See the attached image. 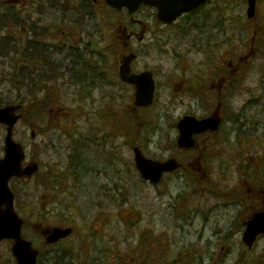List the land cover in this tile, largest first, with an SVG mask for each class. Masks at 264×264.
Masks as SVG:
<instances>
[{
  "label": "flooded vegetation",
  "instance_id": "1",
  "mask_svg": "<svg viewBox=\"0 0 264 264\" xmlns=\"http://www.w3.org/2000/svg\"><path fill=\"white\" fill-rule=\"evenodd\" d=\"M70 1L72 3L69 4ZM151 1L156 6L144 3L137 14L133 15L129 9L116 10L109 7L106 0H44L45 14L49 16V27L52 29L50 38L53 42L50 46L53 58L50 60V68L52 90L55 94L57 92L55 97L59 104L57 112H68L64 104H72L71 107L74 105L76 109L88 111L92 117L95 113L94 118L98 116L100 122L98 136H94L89 129L90 139L87 144L79 142L76 136L67 140L65 145L57 147L59 157L62 158L61 152L67 156L68 168L63 174L72 171V163L77 167L76 173L114 169L110 160L113 143L110 119H107L108 98L124 86L134 90L131 85L122 83L119 76L121 62L128 54L135 53L137 60L132 64V73L138 75L145 71L136 67L139 58L144 55L150 59L155 53L161 55L168 52L167 46L171 39L179 42L178 50L182 54L189 56L206 53L202 61L178 59L181 63L177 70L178 88L175 93L180 96L182 118H213L219 121L218 130L209 127V131H202L195 136L194 151L198 152V158L190 150L180 154L185 160L178 161L188 168L191 166L189 162L208 161L206 156L210 150L231 146L243 150V146H248L251 152V146L256 145V132L264 127V83L258 37V30L263 26L258 24L259 16L256 12L253 19L245 15L247 0ZM192 4L197 7H192ZM181 7L191 9H185L180 16L173 18ZM1 9L0 30L4 32L5 49L0 55V108L21 105L18 114L22 116L25 134L30 136L29 101H38L42 92L36 2L3 0ZM163 9L168 11V17L173 16L171 23L165 22ZM232 32H243L244 36L248 32L253 34L249 43L238 41L240 50H235L233 55L230 46L233 38H228ZM216 36H224L228 41L224 46L228 50L222 58H217L219 49L215 47ZM144 41L146 45L142 46ZM173 83L175 85L174 81H168L170 93ZM12 96L16 97L14 103H8ZM260 105L262 109L257 110ZM53 109L56 110L55 107ZM94 118L88 120L89 124L93 123ZM117 121L120 122V118ZM125 125L122 123L117 129L119 139L123 137L120 148H127L128 144ZM100 156L104 159L102 162L99 161ZM243 157L246 155L238 156ZM198 178L203 181L200 188L202 194L209 193L212 180L210 182L208 176L201 173ZM24 182L30 183V180H14L11 185L14 187ZM244 182L246 185L233 188L232 192H222L215 188L216 193L241 204L244 215L242 224L262 209L259 188L250 185L247 180ZM45 202L41 208L46 207V215L49 217L51 201L46 198ZM23 209L25 204L17 203L19 214ZM31 215L33 235L38 239L36 244L33 242L34 246L39 249L40 256H45L49 261L57 255V246L46 244L44 239L46 227L50 226L39 220L44 215H40L38 210L31 212ZM27 229L28 225L25 226ZM12 245L10 240L0 243V264H16ZM71 252L65 256H77Z\"/></svg>",
  "mask_w": 264,
  "mask_h": 264
},
{
  "label": "rangeland",
  "instance_id": "2",
  "mask_svg": "<svg viewBox=\"0 0 264 264\" xmlns=\"http://www.w3.org/2000/svg\"><path fill=\"white\" fill-rule=\"evenodd\" d=\"M39 17L40 15L38 14L36 20L39 19ZM42 24H44L43 28H45L46 17L42 19ZM258 37H260L259 47H264V31H260V33H258ZM219 38L222 39V37ZM169 49L170 53L166 56L159 57L157 55H153L150 59L141 57L138 63L142 68L148 67L157 70L162 81V87H160L159 91L157 92V100L155 105L152 107V110H144L141 111L142 113L140 112V116L143 115L148 120L149 118L153 120L158 114L159 118H163L159 123L163 128L169 131L166 133L165 137H162L154 130L152 131L144 129L145 132L140 142L144 146L143 150L150 158H154L153 156L157 155L155 157L157 159H165V157L176 154L174 147L176 146L175 139L177 135V129L175 128V124L177 119L174 117L179 113L182 115L181 108H179V111H175L174 109V111L169 110L168 112L166 111L168 108L165 106V102L170 99L169 95L171 91V86L168 84V81H175L178 77V74L174 75L173 77L170 76L174 73V69L176 70V67H178L180 64V62H178L179 58H177V52H175V50L181 53L177 48V40H171ZM196 55V53L189 55V58H195L196 61ZM119 93L120 96H122L123 101L119 98L120 100L118 103L112 104V107H110V116L113 118L125 116L124 119L128 121V119L133 116L132 110L128 109V104L132 101V92L124 90ZM44 102L48 104L46 107H49V109L52 108L53 101L51 97L44 98ZM178 104L179 102L177 105ZM261 109L262 105L258 106L257 110ZM50 115H54V113L52 112ZM52 117L54 118L55 116ZM48 118L49 116L45 119V124L49 122ZM67 123V125L70 124L69 122ZM53 124L58 125L56 121H54ZM153 124L156 123L153 122L150 126H153ZM87 126L88 125L85 121H80V126L77 130L82 135L87 136ZM23 130V127L20 125V129L18 130L20 137H22L21 134H23ZM50 130L51 131L46 132L43 138L47 140H54L61 138L60 136H64L62 141L58 144H66L67 140H71L69 138V135H72L71 130L62 131L56 126ZM147 131L151 132L147 133ZM256 133L257 142L256 145L251 146V152L250 147L248 146H243V150H241L240 147L233 146L229 150H224L219 154H225L228 158L225 159L228 161L227 164H224L225 173L229 172L228 170H230L232 164L234 169L238 170L237 167L242 166L243 158H246V160H248L250 163H255L256 158H258L259 155L264 157V127L259 128ZM4 134L5 131L3 132L0 128L1 143ZM39 140L40 138L37 140L32 138L28 143L29 145H27L33 147ZM243 154H245L246 157L238 158L239 155ZM219 155L211 157L216 158ZM179 156L180 155H178V157ZM46 157H48L50 160L48 158L41 160L43 164L41 166L42 171L46 170L44 168L46 162L49 163L52 159H54V157L56 158L53 152L51 154L50 152L46 154ZM56 161V159L55 161H51V164H55ZM127 162L131 168H123L124 166L126 167ZM114 165V169L110 170L79 172L82 183L77 185L78 192H76L75 197L78 199L76 203L78 209L73 211V214L70 213L73 216L82 217L83 215L90 216V214H93V217L95 218L97 215H103V217L108 215V211H106L104 207L101 209L97 208L96 204L98 203L99 199H96L92 204V207L89 209L90 198L93 194L87 189L89 184L96 185L97 183V185H100V183H106L108 185L115 184L116 186L120 187L124 186L128 188L129 196L132 198V203H123L124 205L122 209L126 211H123L119 214L116 210L113 211L112 217L109 219L108 229L104 231L103 235L99 234L97 237H95L98 238V241L92 243L90 247L96 248L97 251L92 253V257L90 258L91 262L98 260L99 262L97 264H132L130 257L133 253L135 256H141L142 263H151L155 258H157L159 264H216V261L212 262L208 259L202 260L199 258V251H203V249L205 251L207 246L204 244L200 245L198 241L203 239L202 242L206 241L207 243L209 240L208 238L217 228L216 222L223 220V218L219 216L221 213L219 209H211L210 207L213 205L206 206L203 199H198L195 197H193L194 200L189 198L188 201H186V204L189 207H176L177 204L174 198L178 199L180 197L178 196V193L184 191V189H180L178 186L174 185V182H171L177 177V175L167 176L166 179L161 183L160 187H154L150 183L145 181L143 182L141 176L137 172L135 165L133 164V153L131 150H129V152L124 155L123 161L118 160V162ZM231 179L233 181L234 177ZM236 180L237 178H235L234 181ZM258 180L264 183V179L262 180L258 178ZM70 183L73 185L76 184L73 179H70ZM82 184L84 188L82 187ZM181 185L186 187L184 182H182ZM167 187H169L170 193L164 197L161 195L163 193L162 189H167ZM37 190L38 189H35L36 194L34 195L33 200L35 197L37 200V196H40L41 192H38ZM85 190L88 193H86ZM119 198L120 196L118 195L117 191L116 199ZM61 199L62 198L60 196V198L57 200L58 202L53 205V208H58L55 212L53 223H57L59 218H62L58 217L59 215L57 213L64 215ZM24 201L25 200H23L22 203H27L26 205H29L31 200L27 202ZM183 201H185V198L181 199L180 203H183ZM134 207L137 209L138 214L133 212L132 208ZM116 209L121 211L120 204L118 205V208L116 207ZM201 209L202 213L199 214L197 218L195 214L200 212ZM132 214L134 216L136 215L137 217L135 219L136 221L134 222V228L129 223V221L132 220L128 218V216L131 218ZM138 215H143V218H139ZM125 220L127 221L125 222ZM78 223L79 225L81 224L80 221ZM227 229L229 230V228ZM144 234H147V236H144ZM113 235L115 244L112 243ZM72 240L76 239H70L69 242L62 244V248H68L69 243L72 242ZM139 241L143 242L144 244H141ZM238 243H240V238L236 236V243H233V250L230 254V257L226 260H221L218 264H237V261L242 254V249ZM116 244L118 245V249L120 251L119 254L121 256V260L119 258L118 252L117 260H114V255H116L115 253L105 254L106 252L104 249L106 246L112 248ZM258 244L260 247H262L264 245V238L262 240L260 239ZM262 252L264 253V251ZM257 261V264H264V254H262Z\"/></svg>",
  "mask_w": 264,
  "mask_h": 264
},
{
  "label": "water",
  "instance_id": "3",
  "mask_svg": "<svg viewBox=\"0 0 264 264\" xmlns=\"http://www.w3.org/2000/svg\"><path fill=\"white\" fill-rule=\"evenodd\" d=\"M110 2L113 4L117 3L113 2V0H110ZM250 2L252 3L254 0H250ZM146 79L144 77L140 78V80H131L137 85V87H139L138 93L136 95L138 98L136 105L138 106L150 105L153 100V91L155 86L150 75H146ZM8 112H11V109L0 111V121L9 125L5 147L7 155L0 163V205L5 204L7 206L4 216L8 215L6 216L8 219L4 222L5 218L1 215L2 213H0L1 222L2 220L4 222L2 225H0V240L5 236L16 238L17 244L15 246V252L20 258V264H35L36 253H31L29 244L27 242L24 243L20 236L22 225L21 221L13 211V195L8 190V180L13 175L22 176L27 174L31 176L37 171V165L34 164L32 167L26 168V170L21 169V161L24 159L23 147H21L19 144H16L12 136V130L15 126L14 124L17 121V117L12 116V114ZM180 129L182 130L180 137L181 146L187 147L192 145L193 141L191 140V136L193 132L197 130V128L194 126L188 127L183 122L180 124ZM135 153V161L140 174L143 176V178L152 180L154 183L162 178L163 173L173 171L177 168V165L174 163L166 162V164H161L157 161H151L147 159L142 153H140L138 149L135 150ZM258 222L259 223L257 224L250 225L251 227L247 233V237H251L250 243L253 242L259 233L264 232V219H260ZM69 232L70 231H61L60 229L55 230L53 236L50 238V241H57L60 237L69 235Z\"/></svg>",
  "mask_w": 264,
  "mask_h": 264
}]
</instances>
